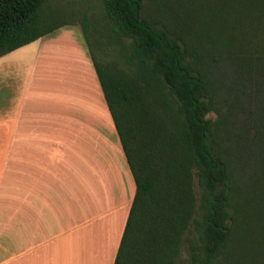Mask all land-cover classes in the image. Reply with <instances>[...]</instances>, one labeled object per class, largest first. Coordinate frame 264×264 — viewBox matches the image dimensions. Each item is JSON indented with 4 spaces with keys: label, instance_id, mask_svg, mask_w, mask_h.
Segmentation results:
<instances>
[{
    "label": "trees",
    "instance_id": "obj_1",
    "mask_svg": "<svg viewBox=\"0 0 264 264\" xmlns=\"http://www.w3.org/2000/svg\"><path fill=\"white\" fill-rule=\"evenodd\" d=\"M76 24L136 186L113 264H264V0H0V57Z\"/></svg>",
    "mask_w": 264,
    "mask_h": 264
},
{
    "label": "crops",
    "instance_id": "obj_2",
    "mask_svg": "<svg viewBox=\"0 0 264 264\" xmlns=\"http://www.w3.org/2000/svg\"><path fill=\"white\" fill-rule=\"evenodd\" d=\"M78 35L63 26L0 57V264L114 263L136 186ZM57 42L77 86L44 61Z\"/></svg>",
    "mask_w": 264,
    "mask_h": 264
},
{
    "label": "rangeland",
    "instance_id": "obj_3",
    "mask_svg": "<svg viewBox=\"0 0 264 264\" xmlns=\"http://www.w3.org/2000/svg\"><path fill=\"white\" fill-rule=\"evenodd\" d=\"M92 3H94V5H98L99 0H90ZM65 18V17H64ZM67 18V17H66ZM75 29L77 31V33L79 34L78 37H80V41H81V45H83V48L85 49L86 46V42L85 39L83 37L82 34V30L80 25L76 24L74 25ZM52 51H47L45 54V58L44 61L46 62V64H50V66H54V69L57 73H55L56 79H59L60 83L62 84L64 82V76L65 77H69V79L74 78L76 86L78 83H80V69H79V65L76 59H73V56L75 55L74 53L70 55V52L67 49V44H64L63 42L60 43H56L53 47H52ZM69 58H71L69 60ZM47 65V66H48ZM74 66L75 70L72 71L71 76H66L64 75V72L67 70V68L65 66ZM48 70V67H47ZM69 75V73L67 74ZM58 77V78H57ZM54 78H52L51 80H53ZM181 260H186L188 258V248H187V243H184L181 247V252H180V257Z\"/></svg>",
    "mask_w": 264,
    "mask_h": 264
}]
</instances>
